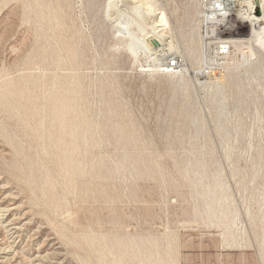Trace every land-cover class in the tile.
Wrapping results in <instances>:
<instances>
[{
    "label": "rangeland",
    "instance_id": "1",
    "mask_svg": "<svg viewBox=\"0 0 264 264\" xmlns=\"http://www.w3.org/2000/svg\"><path fill=\"white\" fill-rule=\"evenodd\" d=\"M131 1L141 2V15L128 12L143 18V32L133 25L142 37L166 12V33L192 70L190 107L146 56L130 52L128 36L117 33V7L129 0H0V208L16 198L31 222L20 264H30L39 246L52 251L50 243L61 248L64 264L138 263L135 243L142 240L146 253L155 252L148 247L156 241L158 264H264V161L260 174L252 171L257 146L264 156V77L254 72L260 51L247 63L231 52L214 68L205 44L208 64L192 62L190 29L211 39L204 19L209 0ZM203 69L228 84L231 129L242 123L233 159L214 121V79ZM59 90L67 91L71 112L94 135L67 132L57 142L48 101ZM182 108L198 116L206 138L196 136ZM125 158L135 169L124 168ZM198 162L210 178L205 182L217 173L225 182L224 217L207 214L199 202L201 174L190 169ZM45 172L53 195L44 188ZM9 235L0 229L5 245ZM118 241L129 260L118 255Z\"/></svg>",
    "mask_w": 264,
    "mask_h": 264
},
{
    "label": "bare ground",
    "instance_id": "2",
    "mask_svg": "<svg viewBox=\"0 0 264 264\" xmlns=\"http://www.w3.org/2000/svg\"><path fill=\"white\" fill-rule=\"evenodd\" d=\"M129 1L130 2L120 4L117 7L120 9V16H118L114 22V27L117 30V33H125L126 36H128L126 45L127 48L130 49V52L132 51L135 56L139 53L146 56L150 62V66H156V70L161 71L168 77L167 80L173 91H180L184 94V102L187 103L185 106L190 107L192 100L191 84L187 81L186 76L188 73L192 72V70L189 65L183 64L181 54L178 50H176L175 44L172 43L173 41L171 42L170 36L166 33V29L171 26L166 12L164 11L162 14L160 12L162 23L152 25L146 37H142L139 32L133 28V25H137V27H139L138 29L141 30L140 32H143L145 30L141 23L143 18H139V20H137L128 12L131 11L132 14L136 16L141 15V2ZM257 9H259L258 13ZM204 19L207 28H210V34H207V36L210 35L209 37L211 39H209V42L206 40L203 41L194 27L190 29L189 33L192 45L188 53L190 54L192 62L197 61L200 62V64L203 62L207 63L211 58H207L208 55L205 52L204 45H210V50L213 51L214 47L211 45V40L214 42L216 39H227L233 45L231 52L237 51L243 63L249 62L250 56L254 55L256 50L260 51L259 66L254 68V72L261 77H264V0H209L205 10ZM239 25H248V32H240L238 30ZM121 36L123 35L121 34ZM226 57L227 56L213 58L212 62L214 64V68L220 64L223 66L222 60H226ZM173 58H177L181 62L179 68H172L167 65V62ZM214 68H212L213 71ZM199 72H201L204 77H211L214 79L213 81L215 82L216 90L211 94L214 104L212 106L215 108L214 121L218 128V134L220 135L222 142L225 144L228 157L233 159L232 155L235 154V151H237V144L240 141L243 126L242 123L239 122L240 119H238L237 121L235 120L236 124L233 126L235 131L231 129L230 122L232 118L226 103L227 96L225 95V88L228 84L224 82L220 76H216L215 74L211 76L212 70L209 74H207L204 69ZM29 84L32 85L30 80L26 85L28 93L31 92L30 87L28 86ZM48 103V111L49 115L52 117V123L58 127V129H56L57 142H59V139L63 138L67 132H69L71 137L79 138L80 135H82L84 139L88 138L87 136L89 133H91V135L95 134V128H92L91 126L84 127L81 123L82 118L79 117L80 114L78 112H71V101L67 91H57L53 98L49 99ZM185 106H183V108ZM183 111L185 110H181V114L187 116L186 118L191 116V114H186L187 110L185 112ZM70 114H72V118L69 119ZM190 120L191 124L197 128L196 136L199 137L200 135H203V137L206 138V132L203 131L201 121L198 119V116H191ZM70 121H73V123H69ZM257 152L258 157H256L252 167V171L255 176L256 173L260 174L263 171L261 163L264 161L261 146H257ZM70 160L73 161L72 155L70 156ZM134 164L135 163L133 161L129 162L127 158L124 159V168H131L130 170L135 169ZM187 164L194 165L191 160H188ZM197 165H199L198 168L190 167V169L201 174L199 185L204 188V193L199 194L201 195L199 202H202L203 209L207 214L224 217L226 210L223 204L225 199L222 197V190L225 186V182L221 180L222 178L219 177V173L213 177V183L205 182L206 180H210L207 176L205 164L198 162ZM80 166V164L75 165L73 169L76 170L80 168ZM188 171L189 168L186 167V172ZM253 178L255 179L256 177ZM50 179L51 178L48 173L45 172V175H43L44 188L46 193L53 195ZM223 196H225V194ZM262 218L264 219V209L262 210ZM30 223L31 222L27 216V212L22 210L16 198H10L8 203L0 208V229L10 234L6 245L0 240V264L21 263L20 255L24 252L22 251L20 242L24 238V230L30 228ZM119 242L120 241L117 242L118 255L121 259H126L127 261L129 259H127L123 254L128 256V248L126 247L125 250L122 243ZM144 246V240L140 242V245L135 243V248H137L135 252L140 255V259L138 263L131 261V264H158L160 262V252L157 250L156 241L155 243L151 242L148 247L156 248V259L153 258L155 253L154 250L149 249L148 253H146ZM50 247H52V251L43 250L42 246L35 248L28 258L30 264H64L61 248L56 246L55 243H50Z\"/></svg>",
    "mask_w": 264,
    "mask_h": 264
},
{
    "label": "built area",
    "instance_id": "3",
    "mask_svg": "<svg viewBox=\"0 0 264 264\" xmlns=\"http://www.w3.org/2000/svg\"><path fill=\"white\" fill-rule=\"evenodd\" d=\"M213 47H214L213 54H214V58H215V57L227 56L231 52L233 45L227 39H216L213 42ZM210 63H211L210 66L214 67L213 62H210ZM167 65L172 67V68H179L181 65V62L177 58H173L167 62ZM206 73L209 74L210 71L207 70Z\"/></svg>",
    "mask_w": 264,
    "mask_h": 264
}]
</instances>
